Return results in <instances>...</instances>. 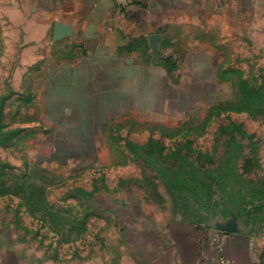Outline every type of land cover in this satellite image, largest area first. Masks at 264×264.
Here are the masks:
<instances>
[{"label":"rangeland","instance_id":"374dc122","mask_svg":"<svg viewBox=\"0 0 264 264\" xmlns=\"http://www.w3.org/2000/svg\"><path fill=\"white\" fill-rule=\"evenodd\" d=\"M20 1L19 10V0H0V232L8 244L43 263L107 264L129 243L123 224L134 227L139 216L264 244V0H224L222 75V53L198 60L196 71L189 58L181 106L153 108L162 111L144 116L158 122L147 138L117 132L100 155L98 123L67 116L61 76L45 75L47 63L53 72L64 63L63 48L47 41L56 30L43 39ZM183 157L199 186L178 175Z\"/></svg>","mask_w":264,"mask_h":264},{"label":"crops","instance_id":"0c3cea01","mask_svg":"<svg viewBox=\"0 0 264 264\" xmlns=\"http://www.w3.org/2000/svg\"><path fill=\"white\" fill-rule=\"evenodd\" d=\"M26 2L43 39L56 30L47 41L63 48L56 56L64 63L57 72L47 63L45 75L61 76L67 116L84 114L89 119L83 124L98 123V155L106 140H117V132L147 138V129L158 122L144 116L162 111L153 108L181 106L182 71L189 58L195 70L198 60L216 50L222 53L216 75L223 73L224 0H136L127 6L116 0ZM51 48L44 52L46 59H53ZM30 52L37 55V47ZM77 108L86 111H72ZM112 149L116 153L117 144ZM139 217L134 227L123 224L129 243L120 259L107 264H264V244L246 234L184 219L149 223V217ZM0 264L48 263L28 257L0 232Z\"/></svg>","mask_w":264,"mask_h":264},{"label":"trees","instance_id":"16d2710c","mask_svg":"<svg viewBox=\"0 0 264 264\" xmlns=\"http://www.w3.org/2000/svg\"><path fill=\"white\" fill-rule=\"evenodd\" d=\"M232 126H234V125H232ZM152 143H153V141L152 142H150V144L149 145H152ZM157 143V142H156ZM137 147H139V146H137ZM153 158L155 159V161L161 166V167H172V166H168V165H165V163L163 162V161H161V158L160 157H158V156H156V155H154L153 156ZM233 158H235V159H237L238 158V155L236 154V155H234V157ZM181 161H180V163L178 164V166L177 167H181L180 168V171L178 172V175L180 174H184V173H189V174H191V178H189V179H192V180H194V181H187L186 183L187 184H189V185H194V186H199V184H201V182H203L201 179H203V178H197L194 174H192V173H190V171L188 172V171H186V167H189V162H188V160H187V158H185V157H183V158H181L180 159ZM191 167H194V166H191ZM185 220V219H184ZM190 222H192V221H190ZM193 223H195V222H193Z\"/></svg>","mask_w":264,"mask_h":264},{"label":"built area","instance_id":"2783aa9c","mask_svg":"<svg viewBox=\"0 0 264 264\" xmlns=\"http://www.w3.org/2000/svg\"><path fill=\"white\" fill-rule=\"evenodd\" d=\"M119 2V4H121V6H127L129 4L134 3L136 0H116ZM223 264V262L221 263Z\"/></svg>","mask_w":264,"mask_h":264},{"label":"water","instance_id":"95a60500","mask_svg":"<svg viewBox=\"0 0 264 264\" xmlns=\"http://www.w3.org/2000/svg\"><path fill=\"white\" fill-rule=\"evenodd\" d=\"M217 229H220V230H223V231H230V230H227L225 228H217Z\"/></svg>","mask_w":264,"mask_h":264}]
</instances>
